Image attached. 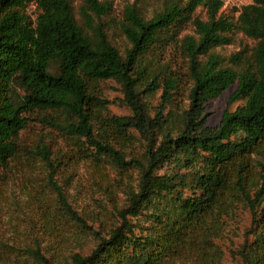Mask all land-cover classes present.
<instances>
[{
    "label": "trees",
    "instance_id": "16d2710c",
    "mask_svg": "<svg viewBox=\"0 0 264 264\" xmlns=\"http://www.w3.org/2000/svg\"><path fill=\"white\" fill-rule=\"evenodd\" d=\"M251 1L235 20L219 14L223 0H165L149 19L127 6L121 53L100 22L109 3L81 0L76 13L71 0H0V171L16 160L19 135L33 115L60 134L72 164L89 159L138 172L116 222L101 231L51 184L57 209L39 210L44 233L27 246H6L0 264H10L8 255H19L12 264H56L54 252L83 241L65 225L93 244L86 254L71 252V264H221L218 241L238 211L250 222L237 256L243 264H264V0ZM200 6L205 21L193 16ZM187 24L196 37L180 41L189 84L181 109L173 98L180 78L163 56ZM234 32L253 46L227 59L211 52L229 45ZM107 81L121 87L129 116L107 114L100 93ZM232 86L228 104H241L208 127L207 105ZM157 93L151 116L147 102ZM137 143L141 155L126 161ZM37 153L54 173L49 150Z\"/></svg>",
    "mask_w": 264,
    "mask_h": 264
},
{
    "label": "rangeland",
    "instance_id": "374dc122",
    "mask_svg": "<svg viewBox=\"0 0 264 264\" xmlns=\"http://www.w3.org/2000/svg\"><path fill=\"white\" fill-rule=\"evenodd\" d=\"M177 1L179 4H185L188 0ZM97 2L111 5L109 15L102 17L100 22L106 35L123 53L127 44L119 31V24L124 8L133 5L143 18L149 19L162 10L165 0H97ZM71 3L77 13L81 0H71ZM251 3V0H223L219 14L235 20L241 8ZM33 11L34 7L30 5L28 14L32 19L35 16ZM193 16L205 21L207 19L206 8L197 7ZM187 36L196 37L190 24L181 30L177 37V44L169 46L163 56V61L172 71V74H176L180 78L182 84L180 93L173 98L176 100L175 106L181 109L185 108L188 103L189 84L186 77V59L180 50V41ZM252 46L253 41L241 33L234 32L231 35L229 45L215 48L211 52L227 59L230 55L243 49H250ZM100 87L101 98L107 101L108 115H130L129 108L122 102L121 87L116 82L107 81L102 83ZM234 89L235 86L230 87L219 98L207 105L208 127H216L224 111L231 112L241 104V102H236L231 106L228 104L229 96ZM159 96L160 93H157L147 102L151 116L159 104ZM171 107L172 104L167 106V109ZM30 117L33 119L28 122L26 129L20 133L18 138L16 160L0 171L1 253L8 251L6 246L12 242H16L19 246L21 244L27 246L32 242V237L44 233L39 210L46 207L48 211L56 212L57 209L58 198L51 184L60 187L63 196L72 209L88 226L96 231H101L108 229L116 222L117 212L124 205L125 193L128 189L134 188L138 180L136 170L117 169L106 162L97 164L88 159L86 162L72 164L71 160H67L69 154L64 152L66 145H63L60 134L39 123L33 115ZM43 147H46L50 152L54 173H51V170L47 168L37 153ZM142 150L140 143L134 144L130 152L125 153L127 156L125 160L128 161L129 154L133 157H139ZM66 151L69 152V150ZM97 166L101 168L99 169ZM249 222L246 212L238 211L232 221L227 223L226 229L218 241L223 254L221 264H243L237 256V251L247 237L246 230ZM65 230L70 231L73 235L75 233L76 239H83V241H74L66 249H61L60 254L54 252L53 255L58 258L56 264H71L68 260L71 252L86 254L93 245L92 239L86 238L80 232L78 233L76 227L65 225ZM79 243L84 244L82 248L78 247ZM47 250L52 252L54 249L47 247ZM3 255L6 256L7 254L4 253ZM7 259L12 264L14 260L16 262L19 259V255L16 258L8 255Z\"/></svg>",
    "mask_w": 264,
    "mask_h": 264
}]
</instances>
